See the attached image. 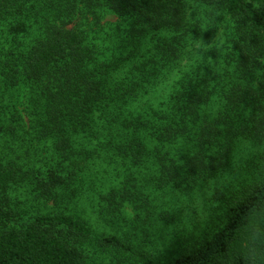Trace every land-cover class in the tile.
<instances>
[{"label":"rangeland","instance_id":"obj_1","mask_svg":"<svg viewBox=\"0 0 264 264\" xmlns=\"http://www.w3.org/2000/svg\"><path fill=\"white\" fill-rule=\"evenodd\" d=\"M74 1L21 0L25 4L21 13L0 19V166L15 167L22 174L9 190L7 209L12 220L7 226L19 228L36 214L73 216L92 232L82 242L86 264H129L132 255L102 245L100 239L116 236L136 248L160 223L165 228L177 223L178 214L158 216V200L171 180L179 188L188 177L197 175L189 172L186 163L198 150V126L190 124L188 135L164 142L158 139L160 127L178 119L175 105L185 88L212 94L200 110L208 118L230 109L227 96L244 83L236 59L240 45L234 42L239 29L225 25L223 45L191 62L181 79L162 95L158 84L170 63L184 54L191 34L210 43L216 29L201 32L196 25L182 34L154 32L141 42L138 60L118 68L133 47L129 39L132 19L104 8L89 10L78 1L69 13ZM49 12L74 16L66 19L68 27L83 32L93 50L96 62L90 69L106 82L102 102H109L106 106L97 103L83 117L68 116L61 131L48 115L51 104L45 84L29 80L24 73L23 57L41 35ZM222 19L218 17L217 22ZM34 20L39 24L29 27ZM168 43L174 45V54L167 51ZM240 60L242 63L243 55ZM260 87L264 89V85ZM64 128L71 137L66 152L57 148ZM260 140V136H244L232 141L229 160L220 169L230 173L225 176V195L217 197V210L224 215L210 217L191 231L174 229L154 260L166 264L188 253L224 222L227 200L244 186L258 182L264 171ZM139 141L147 147L141 158L135 156ZM55 176L61 178L60 183L53 182ZM190 179L197 185L202 182L200 177Z\"/></svg>","mask_w":264,"mask_h":264},{"label":"trees","instance_id":"obj_2","mask_svg":"<svg viewBox=\"0 0 264 264\" xmlns=\"http://www.w3.org/2000/svg\"><path fill=\"white\" fill-rule=\"evenodd\" d=\"M89 10L104 8L113 14L132 19L129 39L133 47L123 58L118 68L131 65L139 58L141 42L150 34L176 32L186 33L187 26L182 22L180 12L183 0H77ZM77 1L69 8V13L76 9ZM210 5H217L228 10L240 25L252 23L264 29V9L257 12L249 0H200ZM25 4L21 0H0V19L21 13ZM74 16L61 12L51 13L44 18L41 35L35 40L24 55V73L36 83H44L48 91L51 109L48 112L53 126L61 131L62 123L68 116L83 117L98 103L104 105L106 100L103 91L106 82L100 79L99 73L90 69L96 62L93 50L87 45L86 38L80 30L69 28L68 18ZM65 18V19H64ZM34 20L29 27L38 25ZM252 44L258 43L253 36ZM167 51L174 54L175 47L168 43ZM164 51V49H163ZM121 62V63H122ZM242 66H246L247 57L243 55ZM17 68L15 72H17ZM186 87V86H185ZM212 94L204 89L185 88L178 96V119L170 126H161L158 139L162 142L180 135H188L190 124L198 126L196 142L198 150L186 163L191 174L198 173L201 162L208 163L207 168L215 174L228 162L232 141L244 136H259L264 129L261 112L264 110L263 95H250L236 86L227 98L230 109L217 118H208L200 110ZM110 97L109 99H111ZM181 101V102H180ZM109 102L106 103V105ZM104 105V106H106ZM66 132H65V131ZM62 130L57 148L66 152L71 147L69 132ZM140 147L135 156L141 158L147 147L139 141ZM216 149L214 153L210 150ZM22 174L15 167L0 166V264H86L82 242L92 236L89 226L82 220L63 213L36 214L19 228H9L12 220L9 206V190ZM54 183L61 178L55 176ZM236 194L243 196L264 197V189L258 182L241 188ZM247 204L239 209L228 207L227 219L230 223L215 235L210 234L188 253L181 255L166 264H208L211 255L225 251V238L235 226ZM102 245L118 248L129 253L135 248L116 236L100 239ZM142 264H161L152 257Z\"/></svg>","mask_w":264,"mask_h":264},{"label":"clouds","instance_id":"obj_3","mask_svg":"<svg viewBox=\"0 0 264 264\" xmlns=\"http://www.w3.org/2000/svg\"><path fill=\"white\" fill-rule=\"evenodd\" d=\"M249 2L257 12L264 9V0ZM180 17L188 31L198 25L201 32L212 28L216 32L210 43L191 34L184 54L170 63L167 74L158 84L162 95H166L181 79L191 62L199 60L209 50H218L223 45L225 25L239 29L234 42L240 45V51H236V59L241 79L244 81L242 90L250 95L264 94V89L260 87L264 85V29L257 27L253 21L240 25L238 19L230 13L219 7L206 6L200 0H183ZM218 17L223 18L219 23ZM253 36L258 38L257 44L250 42ZM241 55L247 57L246 66L241 64ZM260 118L264 122V113H261ZM258 135L261 137L260 143L264 144V129L259 130ZM200 164L197 175L188 177L179 188L174 187L176 180H171L169 187L161 192L157 205L158 216L161 213L178 214V221L168 228L160 223L147 239L141 240L136 246L129 264H142L145 259L157 256L166 243L168 234L174 229L191 231L194 225H201L210 217L224 215V211L217 210L220 208L217 197L225 195V176L230 173L217 170L212 174L207 168L208 163ZM191 177H200L202 182L197 185ZM258 184L264 189V171L260 173ZM243 204H247V207L226 235L225 251L211 255L208 264H264V197L233 194L227 200L225 208L239 209ZM228 223L230 221L224 218V222L218 223V227L213 229V235L223 230Z\"/></svg>","mask_w":264,"mask_h":264}]
</instances>
